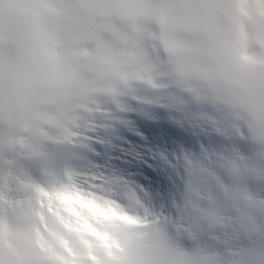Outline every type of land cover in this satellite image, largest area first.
<instances>
[{
  "label": "snow or ice",
  "instance_id": "1",
  "mask_svg": "<svg viewBox=\"0 0 264 264\" xmlns=\"http://www.w3.org/2000/svg\"><path fill=\"white\" fill-rule=\"evenodd\" d=\"M155 107L195 145L56 264H131L160 224L195 264H264V0H0V241L54 199L127 185L80 152Z\"/></svg>",
  "mask_w": 264,
  "mask_h": 264
},
{
  "label": "clouds",
  "instance_id": "2",
  "mask_svg": "<svg viewBox=\"0 0 264 264\" xmlns=\"http://www.w3.org/2000/svg\"><path fill=\"white\" fill-rule=\"evenodd\" d=\"M145 16L152 18L150 13ZM148 28L156 32L159 24L148 25ZM78 182L83 190V182L79 179ZM98 187L99 193L89 195L82 191L63 200L54 199L56 212L45 211L42 216L33 214L11 236L5 234L0 247L9 264H17L18 260L23 264H56L60 255H66V248L81 250L85 239L95 240L91 228L104 231L103 222L116 219L114 212L133 209L132 187L122 183ZM82 199L86 203H80ZM125 255L131 264H195L197 252L191 241H177L175 233L160 224Z\"/></svg>",
  "mask_w": 264,
  "mask_h": 264
},
{
  "label": "bare ground",
  "instance_id": "3",
  "mask_svg": "<svg viewBox=\"0 0 264 264\" xmlns=\"http://www.w3.org/2000/svg\"><path fill=\"white\" fill-rule=\"evenodd\" d=\"M154 112H156V111H154ZM122 128L124 129L125 127H122ZM132 128H134L135 130H137L139 132L140 131L141 132H145L146 131V128L145 127H142L141 125L138 126L137 124H134ZM172 143L174 145L171 146V147L169 146V149L168 150H163V149H160V147H157V149H156L157 151L156 150H152L151 153L154 152L157 155L160 152L163 153V152L169 151V153L171 154V153H174V152H176V151H178L180 149H184L183 147H180V144L177 143L176 140H172ZM143 147L144 146H142V142L141 143L134 142V143H132L131 147H129V149H130V152H132V151H134L136 153L139 152L138 153L139 156H142V157L145 156V157H147L146 156L147 154H145V149ZM151 148H153V146H151ZM105 171H107L112 176H115V177L120 178L122 181H127V186H130V187L135 188V189H136V187H139L140 188L138 181H136V180L133 181L131 179L129 180L126 177L123 176V172H125V171L120 166H117V165L114 164V165H112L110 167L109 170H105ZM143 190H144V192H147L149 194V191L147 189V186L146 187H143Z\"/></svg>",
  "mask_w": 264,
  "mask_h": 264
}]
</instances>
